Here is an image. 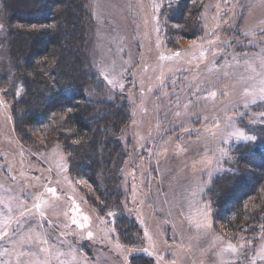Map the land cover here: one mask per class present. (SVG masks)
Wrapping results in <instances>:
<instances>
[{
    "label": "rangeland",
    "instance_id": "rangeland-1",
    "mask_svg": "<svg viewBox=\"0 0 264 264\" xmlns=\"http://www.w3.org/2000/svg\"><path fill=\"white\" fill-rule=\"evenodd\" d=\"M166 1L86 0L82 22L88 96L128 113L114 187L140 230L132 244L115 207L87 203L56 140L15 131L0 14V264H264V224L253 241L230 239L208 196L239 134L264 129V0H207L194 38L169 31Z\"/></svg>",
    "mask_w": 264,
    "mask_h": 264
},
{
    "label": "trees",
    "instance_id": "trees-1",
    "mask_svg": "<svg viewBox=\"0 0 264 264\" xmlns=\"http://www.w3.org/2000/svg\"><path fill=\"white\" fill-rule=\"evenodd\" d=\"M206 1L167 0L162 16L169 31L178 37L198 36ZM87 10L86 0H0L6 50L16 64L11 83L14 129L24 140H56L68 154L70 175L88 185L82 190L87 203L102 204V211L115 207L114 225L121 240L132 244L140 230L120 209L121 190L114 187L115 166L125 149L117 134L128 113L124 105L123 111L115 110L116 97L95 101L88 96L98 83L84 51ZM18 86L20 93L13 94ZM253 131L255 139L231 147L208 190L213 220L233 240H255L264 224V129L257 125Z\"/></svg>",
    "mask_w": 264,
    "mask_h": 264
},
{
    "label": "snow or ice",
    "instance_id": "snow-or-ice-1",
    "mask_svg": "<svg viewBox=\"0 0 264 264\" xmlns=\"http://www.w3.org/2000/svg\"><path fill=\"white\" fill-rule=\"evenodd\" d=\"M212 95H215V94L213 93ZM239 135H240V137L242 139H245V140H253L254 139V137L245 136L244 133H240ZM36 209H37V211H39V209H40V205L39 204L36 205ZM73 223H75V221H73ZM229 250L232 251V252L236 251V249L233 246H231V245H229Z\"/></svg>",
    "mask_w": 264,
    "mask_h": 264
}]
</instances>
